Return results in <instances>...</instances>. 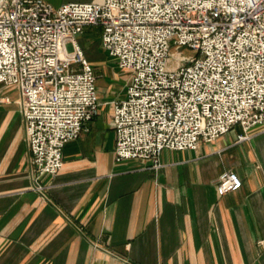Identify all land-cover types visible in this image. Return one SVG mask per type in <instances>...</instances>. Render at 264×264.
Here are the masks:
<instances>
[{"label":"built area","instance_id":"1","mask_svg":"<svg viewBox=\"0 0 264 264\" xmlns=\"http://www.w3.org/2000/svg\"><path fill=\"white\" fill-rule=\"evenodd\" d=\"M101 29V46L130 73L113 102L117 163L162 168L165 150H198L235 127L264 125V0H104L55 8L0 0V85L15 88L38 179L56 176L68 143L100 115L97 75L80 39ZM73 49L69 51L68 45ZM188 49L192 56L176 57ZM232 171L221 196L242 189Z\"/></svg>","mask_w":264,"mask_h":264},{"label":"crops","instance_id":"2","mask_svg":"<svg viewBox=\"0 0 264 264\" xmlns=\"http://www.w3.org/2000/svg\"><path fill=\"white\" fill-rule=\"evenodd\" d=\"M100 72V115L65 146L62 170L40 179L20 93L0 85V264H264V125L244 142L237 126L198 150H165L159 170L117 163L113 102L130 77ZM226 171L243 185L221 196Z\"/></svg>","mask_w":264,"mask_h":264},{"label":"rangeland","instance_id":"3","mask_svg":"<svg viewBox=\"0 0 264 264\" xmlns=\"http://www.w3.org/2000/svg\"><path fill=\"white\" fill-rule=\"evenodd\" d=\"M101 31L98 27H89L86 30L85 35L80 39V43L84 48L86 58L89 63L94 67L95 73L98 76L101 74L100 71H104L106 74L113 70L112 75L116 78L119 84L124 85L128 78L130 77V73L127 71L121 70L118 67V62L116 59L108 57L106 52L103 50L101 46V42L99 34ZM69 51H72L73 47L71 44L68 45ZM175 56L172 57L170 67L175 68L178 65L177 58L181 56H192L194 55L192 51L188 49H181L179 52L174 50ZM16 97V95H13Z\"/></svg>","mask_w":264,"mask_h":264}]
</instances>
